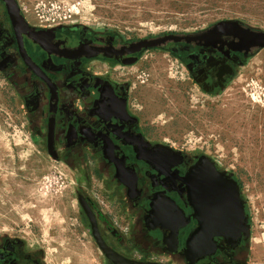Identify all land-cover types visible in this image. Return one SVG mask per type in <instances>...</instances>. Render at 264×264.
<instances>
[{"label":"flooded vegetation","instance_id":"flooded-vegetation-1","mask_svg":"<svg viewBox=\"0 0 264 264\" xmlns=\"http://www.w3.org/2000/svg\"><path fill=\"white\" fill-rule=\"evenodd\" d=\"M262 46L264 31L239 21L135 40L32 24L18 0H0V75L20 99L33 142L76 178L100 264H250L243 184L206 155L151 138L123 70L165 52L201 93L217 97ZM196 233L209 242L199 238L192 253ZM0 264L45 262L39 248L0 235Z\"/></svg>","mask_w":264,"mask_h":264},{"label":"rangeland","instance_id":"rangeland-1","mask_svg":"<svg viewBox=\"0 0 264 264\" xmlns=\"http://www.w3.org/2000/svg\"><path fill=\"white\" fill-rule=\"evenodd\" d=\"M44 27L83 25L128 39L191 34L225 21L264 31V0H18ZM151 138L232 171L248 198L250 264H264V50L221 96L201 93L176 58L149 52L123 70ZM76 178L32 139L15 90L0 75V235L39 248L45 264H100L75 197Z\"/></svg>","mask_w":264,"mask_h":264},{"label":"water","instance_id":"water-1","mask_svg":"<svg viewBox=\"0 0 264 264\" xmlns=\"http://www.w3.org/2000/svg\"><path fill=\"white\" fill-rule=\"evenodd\" d=\"M262 48H264V46H262ZM206 158L209 159V160L212 159V158H210L208 156ZM199 236H200V234L198 235V233L194 234L191 237V239H190V241L188 243V248H189L190 252H192V253H195V251H196V245H197V241L199 240V238L202 239L201 243H203L205 241L209 242V240H206L205 238L199 237ZM251 241H252L251 240V226L249 225L248 226V251H250L251 247H252L251 246Z\"/></svg>","mask_w":264,"mask_h":264},{"label":"bare ground","instance_id":"bare-ground-1","mask_svg":"<svg viewBox=\"0 0 264 264\" xmlns=\"http://www.w3.org/2000/svg\"><path fill=\"white\" fill-rule=\"evenodd\" d=\"M27 18V17H26ZM28 19V18H27Z\"/></svg>","mask_w":264,"mask_h":264}]
</instances>
